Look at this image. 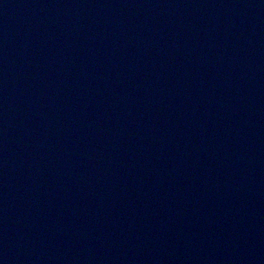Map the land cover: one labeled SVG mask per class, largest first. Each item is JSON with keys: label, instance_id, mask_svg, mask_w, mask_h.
<instances>
[{"label": "water", "instance_id": "1", "mask_svg": "<svg viewBox=\"0 0 264 264\" xmlns=\"http://www.w3.org/2000/svg\"><path fill=\"white\" fill-rule=\"evenodd\" d=\"M0 264H264V0H0Z\"/></svg>", "mask_w": 264, "mask_h": 264}]
</instances>
